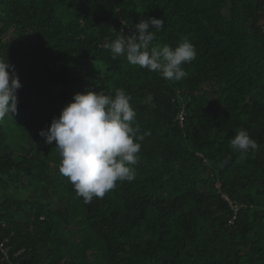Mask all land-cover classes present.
I'll return each mask as SVG.
<instances>
[{
  "label": "trees",
  "instance_id": "16d2710c",
  "mask_svg": "<svg viewBox=\"0 0 264 264\" xmlns=\"http://www.w3.org/2000/svg\"><path fill=\"white\" fill-rule=\"evenodd\" d=\"M149 17L153 46L194 44L186 78L102 47ZM5 56L22 87L0 122V264H264V0H0ZM116 89L150 135L135 179L85 203L39 133L75 93Z\"/></svg>",
  "mask_w": 264,
  "mask_h": 264
},
{
  "label": "clouds",
  "instance_id": "9594fccd",
  "mask_svg": "<svg viewBox=\"0 0 264 264\" xmlns=\"http://www.w3.org/2000/svg\"><path fill=\"white\" fill-rule=\"evenodd\" d=\"M134 27L133 34H121L110 42L105 41L102 47L110 51L113 59L124 56L130 64L158 72L165 80L175 82L187 77L182 65L190 64L197 55L190 40L185 38L174 48L167 44L153 46L155 31L152 30L164 27V20L160 18L142 19ZM21 87L14 66L6 56L0 58V122L17 111V90ZM130 100L123 89L108 95L92 90L78 92L59 115L52 118L47 130H40L39 134L47 143L55 142L60 157L59 172L85 203H91L94 198L102 199L116 187L117 181L135 179L140 142L150 132L140 134ZM152 102L149 94L144 103ZM230 147L243 155L257 149L258 145L241 129L231 139ZM224 198L232 208L231 200L226 195ZM234 211L237 212V208Z\"/></svg>",
  "mask_w": 264,
  "mask_h": 264
},
{
  "label": "built area",
  "instance_id": "2783aa9c",
  "mask_svg": "<svg viewBox=\"0 0 264 264\" xmlns=\"http://www.w3.org/2000/svg\"><path fill=\"white\" fill-rule=\"evenodd\" d=\"M44 130H47V128H44ZM7 224L3 223L0 219V229H6ZM8 240L5 239L4 241L0 237V249L2 250L4 254V261H9V250L5 247V244Z\"/></svg>",
  "mask_w": 264,
  "mask_h": 264
},
{
  "label": "rangeland",
  "instance_id": "374dc122",
  "mask_svg": "<svg viewBox=\"0 0 264 264\" xmlns=\"http://www.w3.org/2000/svg\"><path fill=\"white\" fill-rule=\"evenodd\" d=\"M178 120H180V122H182V121H183V119H178Z\"/></svg>",
  "mask_w": 264,
  "mask_h": 264
}]
</instances>
